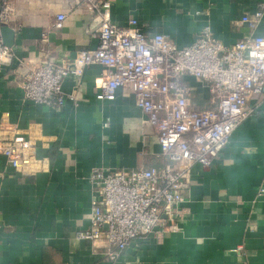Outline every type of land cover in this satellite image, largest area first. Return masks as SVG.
<instances>
[{"label":"crops","instance_id":"crops-1","mask_svg":"<svg viewBox=\"0 0 264 264\" xmlns=\"http://www.w3.org/2000/svg\"><path fill=\"white\" fill-rule=\"evenodd\" d=\"M110 2L111 21L137 20L145 35L167 34L191 42L203 26L232 44L248 34L233 20L264 0H96ZM10 17L1 36L11 49L0 73V135L33 143L35 171L16 172L0 154V264H264V95L248 102L252 113L238 125L208 166L194 164L187 177L178 232L134 240L109 261L105 237H78L88 226L89 174L96 166L130 170L163 166L144 114L130 90L112 101L95 99L99 65L77 79L64 78V93L76 94L58 108L22 98L27 67L61 63L97 45L100 13L87 0H0ZM64 14L61 27L54 22ZM46 32L47 40H41ZM257 33L264 35V18ZM192 108H212L206 84L188 77ZM162 219H166L161 214ZM241 249L236 250L237 247Z\"/></svg>","mask_w":264,"mask_h":264},{"label":"built area","instance_id":"built-area-1","mask_svg":"<svg viewBox=\"0 0 264 264\" xmlns=\"http://www.w3.org/2000/svg\"><path fill=\"white\" fill-rule=\"evenodd\" d=\"M87 1L100 13L96 47L58 64L45 61L27 67L20 85L26 101L52 108L66 100L76 104V94L62 90L64 78L79 79L87 68L99 65L96 100L112 101L118 89L132 92L168 163L91 170L89 222L78 237L91 242L105 237L104 255L116 261L140 237L180 230L177 217L186 200L191 167L211 164L234 129L252 113L249 100L264 95V35L256 32L264 18V2L233 20L235 28L248 30L234 43H223L205 25L191 42L178 45L162 32L145 35L134 18L124 26L113 23L109 1ZM11 9L6 3L0 7V25ZM64 18L57 15L54 26L61 27ZM41 40H47L46 32ZM11 56L0 33V73ZM188 77L206 84L212 108L190 107ZM0 154L22 175L35 171L33 143L23 136L0 135ZM262 194L264 187L257 191Z\"/></svg>","mask_w":264,"mask_h":264},{"label":"water","instance_id":"water-1","mask_svg":"<svg viewBox=\"0 0 264 264\" xmlns=\"http://www.w3.org/2000/svg\"><path fill=\"white\" fill-rule=\"evenodd\" d=\"M4 28H7L6 25L4 23H1V25H0V31L2 32L4 30ZM3 42H4V40H3Z\"/></svg>","mask_w":264,"mask_h":264}]
</instances>
